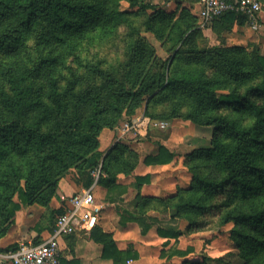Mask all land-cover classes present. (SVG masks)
<instances>
[{
	"label": "trees",
	"instance_id": "1",
	"mask_svg": "<svg viewBox=\"0 0 264 264\" xmlns=\"http://www.w3.org/2000/svg\"><path fill=\"white\" fill-rule=\"evenodd\" d=\"M130 7L146 9L149 4L142 0H126ZM261 1V0H260ZM119 0H0V52L13 55L19 52L26 53L32 48L48 44H66L70 36L78 35L83 31H91L96 36L103 33L108 37L115 34L121 26L127 27L122 34L121 49L125 56L123 62V79L120 81L113 77L109 71L102 69L100 60L92 67L94 78L80 86V78L76 74L74 61L65 65L67 74L51 75L52 66L55 64V55L41 53L30 55L35 60L32 68L13 69L7 66L0 70V157L5 154L2 140L8 139L9 143L16 146L17 150L28 147L42 150L46 144L57 142L69 131L81 133L83 141H90L97 136L103 128L113 129L115 123L123 112L133 114L136 108L144 107V113L151 118H172L174 113L157 115L149 111V103L163 90L181 88L188 95L199 100L206 99L215 105V110L204 119L193 114H184L183 117L193 122L210 124L214 126L211 153L214 163L221 171L219 178H207L196 172L193 173L195 184L206 190L219 191L235 190L236 194L248 201L259 199L257 205H248L245 208H218L204 205L197 199H178L168 204L171 211L170 219L180 217L185 209L198 210L201 214L210 213L217 217L220 226L233 222L231 238L235 242L243 264H264V56L257 55L260 63L259 76L248 80L242 89H231L226 93L217 94L210 85V81L202 73H182L173 75L167 71L168 60L154 55L153 49L148 46L145 37L138 34L132 26L127 11L118 10ZM161 11V12H160ZM162 18H166L169 31H156L163 39L162 44L169 45V49L176 55L180 47L195 45L198 30L191 24H184V20L175 19V12L160 10ZM158 14L145 18L146 30L153 31ZM182 17L188 13L181 11ZM232 24L234 21L245 22V17L235 12H225L218 17ZM110 22V25H108ZM108 25V26H107ZM112 27V28H111ZM118 36V34L116 35ZM37 45V46H36ZM73 59L81 60L79 52L73 48ZM221 55L223 53L220 51ZM173 55V56H174ZM224 56V55H223ZM227 63V61H226ZM230 64V62L228 63ZM231 65V68L237 69ZM47 74V84H39L41 74ZM247 74L246 71L236 70L235 77ZM258 95L263 98V104L258 105L253 97ZM238 105L246 106L251 113L252 121L239 124L227 113V108ZM125 110V111H124ZM35 111L37 120L33 124L9 121V115L20 116L23 112ZM114 114L111 117V114ZM44 123L50 124L46 130L41 129ZM231 137L230 142L218 139L221 134ZM53 157L55 160L53 161ZM38 156L36 165L37 177L43 185L55 186L54 172L61 167L66 170L70 167H81L80 174L87 178L82 187H88L93 180L89 170L96 167L100 161L97 151L85 154L77 146L68 147L56 152L54 156ZM73 158V159H71ZM174 158V153L163 144H159L157 151L147 154L144 162L147 164H167ZM74 162H73V161ZM16 161V160H15ZM12 162V166L15 165ZM138 162L135 153L123 154L121 150L110 153L101 164L102 174L97 184L106 186L117 195L125 192L126 187L116 183L119 173L129 174ZM14 173L19 175V168L13 167ZM8 170H2L3 180L0 181V191L5 192L10 186L15 189L20 201L8 198L3 205L4 221L0 222V229H5L4 222H14L13 216L22 203L31 201V191L28 188L7 185L5 178ZM64 173V171L62 172ZM17 177V176H15ZM149 174L136 175L134 183L138 186L149 182ZM18 178V177H17ZM1 196V194H0ZM172 196V195H171ZM4 197V196H2ZM6 199V198H5ZM159 200L155 197H142L139 199L138 208L131 212L125 208L117 207L120 224L129 221L137 222L141 232L145 233L152 224L150 215H145L142 208L148 202ZM53 216L62 212V208L51 209ZM202 215V216H203ZM52 219V228L54 226ZM186 225V231L203 228V223ZM95 228V227H94ZM93 229V228H92ZM157 232L166 238H178L183 235V230L157 226ZM7 228L5 229V231ZM4 232V230H2ZM163 246L169 244V239L163 241ZM17 243L7 245L5 248L15 247ZM108 251L114 252V264H121L123 253L115 247L113 241L104 242L103 256ZM131 248L126 249L124 257H137ZM191 251L190 247L184 250H175L173 254L184 257L179 264H207L206 261L186 257ZM165 251L161 249V256ZM63 264H65L62 261ZM69 264H77L72 260Z\"/></svg>",
	"mask_w": 264,
	"mask_h": 264
},
{
	"label": "rangeland",
	"instance_id": "2",
	"mask_svg": "<svg viewBox=\"0 0 264 264\" xmlns=\"http://www.w3.org/2000/svg\"><path fill=\"white\" fill-rule=\"evenodd\" d=\"M142 0L143 3L149 4L146 9H137L129 6L126 0H119L118 10L127 11L126 16L132 26L138 30V34L145 37L156 57L167 59V71L173 75H181L182 73L197 74L202 73L203 77L209 80L210 85L215 89L217 94L226 93L231 89H242L248 80L259 76L260 63L257 55L264 56V0H261L262 19L261 26L257 30L250 28L246 22L234 21L232 24L219 19L218 17L202 22L200 17L201 4H191L182 6L184 0ZM195 1V0H192ZM160 10L175 12V19L184 20V24H191L198 32L196 34L195 45L190 44L180 47V52L174 55L169 49V43L162 44L163 39L156 34V31H169L166 18H162ZM188 13L187 17L181 16V11ZM160 11V12H159ZM158 14L157 22L153 26V31L146 30L147 24L145 18ZM110 25V22H108ZM107 25V26H108ZM112 28V27H111ZM127 31L126 25L118 28L117 32L112 36L108 35L96 36L91 31H83L75 36H70L66 44H48L44 47L38 46L26 53L19 52L13 55H5L0 52V70L11 66L13 69L19 67L32 68L35 60H31L29 56L32 53H41L42 55H55V64L52 66L51 75L67 74L65 65L74 61L76 74L80 78V86L92 81L94 71L92 67L100 60L101 68L110 72L113 77L120 81L123 79V62L125 56L121 46L122 36L119 34ZM118 34V36H116ZM37 46V45H36ZM77 50L82 57L81 60L73 59L72 50ZM220 51L223 53L221 55ZM174 55V56H173ZM227 61V63H226ZM230 62V64H228ZM235 66L238 70L246 71L247 74L235 77L237 69L231 68ZM47 74H41L38 83L47 84ZM97 82L98 79H95ZM253 100L260 105L263 104V98L258 95ZM149 111L164 115L174 113L172 118H151L144 113V107H138L133 114L123 112L115 123L113 129L103 128L97 135L93 136L90 141H83L81 133L78 131H69L57 142L46 144L42 150H36L28 147L26 154L17 150L16 146L9 143L8 139L2 140L5 154L0 157V181L3 180L2 170L6 175L7 185L12 184L17 187L28 188L31 191V201L22 203L24 206V218H19L20 228L16 227L15 212L14 222H4L5 229H0V239L9 240L10 243L26 242L32 240V235L40 233L43 229H49L52 219H55L51 212L49 202L53 197H59L60 193H64L62 187H82L87 178L80 174L79 166L70 167L64 170L62 167L54 172L55 186L43 185L37 177L35 171L38 163V156H54L56 152L63 151L68 147L77 146L79 150L85 154H91L94 151L100 153V161L96 167L89 170L92 180H95L93 174L97 168L105 160V158L117 150H121L123 154L135 153L140 156L153 154L157 151L159 144H163L174 153L173 163L165 168L162 173L173 175L170 178L171 183H167L165 193L172 192V196L161 197L159 200L148 202L142 208L145 215L151 216V221L157 226L183 230L180 236L181 245L191 248L189 257L204 260L207 264H243L244 260L239 256L235 242L230 234L234 227L233 222H228L220 226L217 217H213L206 212L204 215L198 210L185 209L184 214L175 219H170L171 211L168 204L173 198L178 199H197L204 205L222 208H245L248 205H257L259 199L248 201L236 194L235 190L219 191L206 190L201 188L193 180V173L196 172L207 178H219L221 171L218 169L208 148L211 147V139L213 138L214 126L210 124L193 122L183 117L184 114H193L197 118L204 119L215 110V105L206 101V99H197L187 94L181 88H167L157 95L149 103ZM227 113L239 124H247L252 121L250 110L244 105L227 108ZM125 111V110H124ZM115 113L111 114V117ZM36 112L26 111L20 116L5 114L9 117V121H17L18 123L33 124L38 117L35 118ZM34 119V120H33ZM34 122H33V121ZM33 122V123H32ZM157 122H164L160 125ZM125 123L130 125L138 124L136 128L124 129ZM50 124L41 125L42 130H46ZM219 140L230 142L231 137L226 134L218 136ZM73 159V158H71ZM16 160V161H15ZM55 158L53 157V161ZM15 161V167L19 168V175L14 173L12 162ZM73 161V160H72ZM264 162V156L260 158ZM74 162V161H73ZM64 171V173H62ZM99 173V176L101 175ZM17 176V177H15ZM127 182L126 177L123 178ZM93 183V182H92ZM5 192L0 191V222L4 221L5 213L3 205L6 200L11 198L13 201H20L17 192L13 187ZM60 191V192H59ZM4 196V197H2ZM6 198V199H5ZM5 200V201H4ZM98 200V199H97ZM115 211L117 212L116 208ZM155 215V216H154ZM203 215V216H202ZM18 220V219H17ZM198 224L203 223L201 229H193L186 231L188 222ZM195 226V224L193 225ZM4 230V232L2 231ZM27 233L29 236L27 237ZM27 237V238H26Z\"/></svg>",
	"mask_w": 264,
	"mask_h": 264
},
{
	"label": "crops",
	"instance_id": "3",
	"mask_svg": "<svg viewBox=\"0 0 264 264\" xmlns=\"http://www.w3.org/2000/svg\"><path fill=\"white\" fill-rule=\"evenodd\" d=\"M171 1L172 0L168 3ZM191 4H201V0L182 1V6H189ZM146 155L138 157L137 164L129 174H118L116 183L126 187L124 193L117 195L102 184L95 185V196L103 205L98 218V223L93 229L87 231H75L74 233L64 236L60 240L59 246L61 259L65 264H69L72 260L76 261L77 264H114L112 259L114 252L108 251L107 256L102 255L104 242L109 241H113L115 247L123 253L121 264H179L184 258L177 254H173V251L184 250L188 246L185 247L181 245L180 237L166 238L161 236L157 232V225H155V223L152 224L145 233H142L141 227L137 222L129 221L125 224H120L119 222V216L115 211V208H125L134 212L139 207L138 202L142 197L165 198L172 194V192L165 193V190L162 188L167 186L165 184L171 183L170 178H172L173 175H166L162 172L165 168L172 165L173 160L162 165L147 164L144 162V157ZM144 174L150 175L149 182L135 186V184H133L135 176ZM125 177L127 182L123 181V178ZM78 189H75V187H62L64 193H60V195L70 194ZM60 195L59 197H53L50 200L49 206L51 208L56 209L60 207ZM24 214V206H21L15 214L17 228L21 227L19 218L22 215L21 220L23 221ZM49 227V229H43L36 235L31 234L33 241H27L37 242L45 239L52 231L51 223ZM28 236L29 234L27 233V237ZM167 239H169V244L163 246V241ZM9 242V240L1 238L0 247H6L9 245ZM18 242L20 241H17V243ZM128 248L135 251L137 257H129L126 259L124 253ZM162 248L165 251L164 256H161ZM188 255L186 257H189Z\"/></svg>",
	"mask_w": 264,
	"mask_h": 264
},
{
	"label": "built area",
	"instance_id": "4",
	"mask_svg": "<svg viewBox=\"0 0 264 264\" xmlns=\"http://www.w3.org/2000/svg\"><path fill=\"white\" fill-rule=\"evenodd\" d=\"M200 17L208 22L225 12L231 11L245 17L251 29L261 26L262 5L260 0H201ZM164 125V122H157ZM138 124L125 123L124 129L136 128ZM100 167L94 171L95 180L88 187H81L70 194L60 195L62 212L56 215L49 235L37 242H18L15 247H0V264H63L60 254V240L75 231L94 228L103 205L97 200L94 187Z\"/></svg>",
	"mask_w": 264,
	"mask_h": 264
}]
</instances>
